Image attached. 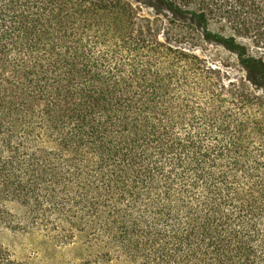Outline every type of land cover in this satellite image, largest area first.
I'll list each match as a JSON object with an SVG mask.
<instances>
[{"label":"trees","instance_id":"trees-1","mask_svg":"<svg viewBox=\"0 0 264 264\" xmlns=\"http://www.w3.org/2000/svg\"><path fill=\"white\" fill-rule=\"evenodd\" d=\"M138 2L0 0V230L77 264H264V98L169 26L257 80L264 59L205 11Z\"/></svg>","mask_w":264,"mask_h":264},{"label":"rangeland","instance_id":"rangeland-1","mask_svg":"<svg viewBox=\"0 0 264 264\" xmlns=\"http://www.w3.org/2000/svg\"><path fill=\"white\" fill-rule=\"evenodd\" d=\"M137 4L145 5L154 0H127ZM186 9L205 11L209 20V29L225 36L234 35L238 42L243 43L249 55L262 57L264 59V46H255L250 38L256 34L264 33V7L261 0H176ZM147 15L155 14L153 8H143ZM159 13V12H157ZM165 24L172 20V17L180 19L175 14H165L159 16ZM166 18V19H165ZM189 18V17H187ZM256 24V26H255ZM260 27V28H259ZM172 34L183 39V46L192 45L195 51H199L206 58L210 59L214 65L221 66L226 70L229 80L251 79L254 83H248L249 92H253L251 97L264 98V81L258 79L253 74L251 68L243 70L237 61V57L227 50L211 43H205L200 33L194 28L181 22H176L169 26ZM191 29V30H190ZM8 209L15 217H20L16 208L9 206ZM0 248L5 249L13 260L26 264H77L79 259L74 256L71 250H56L48 245L39 235H29L21 231L0 230Z\"/></svg>","mask_w":264,"mask_h":264}]
</instances>
